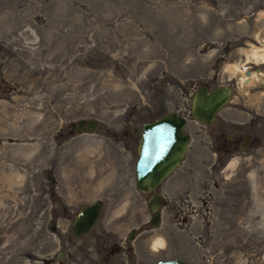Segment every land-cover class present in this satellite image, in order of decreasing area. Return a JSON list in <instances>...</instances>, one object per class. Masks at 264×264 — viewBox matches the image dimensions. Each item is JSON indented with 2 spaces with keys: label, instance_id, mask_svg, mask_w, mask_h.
Listing matches in <instances>:
<instances>
[{
  "label": "rangeland",
  "instance_id": "rangeland-1",
  "mask_svg": "<svg viewBox=\"0 0 264 264\" xmlns=\"http://www.w3.org/2000/svg\"><path fill=\"white\" fill-rule=\"evenodd\" d=\"M263 13L264 0H0V264H264V63L242 51L264 46ZM225 83L227 105L196 120L195 89ZM169 110L190 140L152 226L136 144ZM94 200L97 221L74 235Z\"/></svg>",
  "mask_w": 264,
  "mask_h": 264
},
{
  "label": "water",
  "instance_id": "water-1",
  "mask_svg": "<svg viewBox=\"0 0 264 264\" xmlns=\"http://www.w3.org/2000/svg\"><path fill=\"white\" fill-rule=\"evenodd\" d=\"M251 73L250 69L246 74ZM248 81V78H246ZM232 90L228 84H220L212 89L206 84L199 85L192 94L190 111L192 116L202 122H213L231 99ZM186 116L173 110L165 111L154 119L141 124L140 135L136 144L137 157L134 168V183L138 190L149 193L147 205L152 215L150 224L155 226L161 217L160 207L163 194L158 186L170 176L186 157L190 133L186 131ZM98 124L95 117L79 118L72 125L78 133L93 132ZM250 135L245 134L242 146L248 142ZM102 210V202L94 200L81 204L71 221L72 232L76 236L86 233L97 221ZM136 231L128 233L130 240ZM125 264H136L128 260ZM147 264H191L186 260L173 257L158 259Z\"/></svg>",
  "mask_w": 264,
  "mask_h": 264
},
{
  "label": "bare ground",
  "instance_id": "bare-ground-1",
  "mask_svg": "<svg viewBox=\"0 0 264 264\" xmlns=\"http://www.w3.org/2000/svg\"><path fill=\"white\" fill-rule=\"evenodd\" d=\"M264 14V13H263ZM242 51L246 54L247 59L250 62L253 63H264V46L260 47L257 45H253L250 48H243ZM241 66L239 64H234L229 67L230 70L236 71L237 69H240ZM258 74L256 72L251 71L250 75L245 74L242 76V81L243 82H253V79L257 77ZM246 78H248V81H246ZM164 244V239L162 237H158L157 239L154 240L153 242V248L157 249L161 247V245Z\"/></svg>",
  "mask_w": 264,
  "mask_h": 264
},
{
  "label": "flooded vegetation",
  "instance_id": "flooded-vegetation-1",
  "mask_svg": "<svg viewBox=\"0 0 264 264\" xmlns=\"http://www.w3.org/2000/svg\"><path fill=\"white\" fill-rule=\"evenodd\" d=\"M256 68H257L258 71L261 70L260 73H262V71L264 70V69L262 70V66H257ZM252 73H253V71H252ZM245 74H246V73H245ZM258 121H259V120H258ZM257 123H258V122H257ZM249 135H250V134H249ZM248 140H249V139H248ZM243 141H244V138H243V140H242V143H243ZM247 143H248V142H247ZM163 201H164V199H162V204H163ZM162 204H161V206H162ZM102 208H103V203H102ZM161 216H162V215H161ZM160 218H161V217H160Z\"/></svg>",
  "mask_w": 264,
  "mask_h": 264
},
{
  "label": "snow or ice",
  "instance_id": "snow-or-ice-1",
  "mask_svg": "<svg viewBox=\"0 0 264 264\" xmlns=\"http://www.w3.org/2000/svg\"><path fill=\"white\" fill-rule=\"evenodd\" d=\"M162 246V245H161Z\"/></svg>",
  "mask_w": 264,
  "mask_h": 264
}]
</instances>
